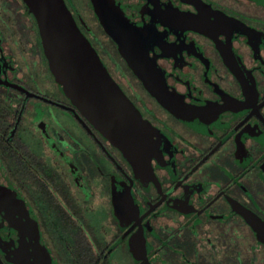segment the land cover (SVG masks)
<instances>
[{"label": "flooded vegetation", "instance_id": "1", "mask_svg": "<svg viewBox=\"0 0 264 264\" xmlns=\"http://www.w3.org/2000/svg\"><path fill=\"white\" fill-rule=\"evenodd\" d=\"M112 1L188 114L90 0H64L151 126L128 157L64 95L25 3L0 0V264H264V0Z\"/></svg>", "mask_w": 264, "mask_h": 264}, {"label": "water", "instance_id": "2", "mask_svg": "<svg viewBox=\"0 0 264 264\" xmlns=\"http://www.w3.org/2000/svg\"><path fill=\"white\" fill-rule=\"evenodd\" d=\"M36 20L44 55L64 95L105 138L132 158L147 146L151 126L114 81L64 0H22ZM94 14L145 88L179 118L187 108L169 92L154 64L143 60L146 39L112 0H90Z\"/></svg>", "mask_w": 264, "mask_h": 264}]
</instances>
